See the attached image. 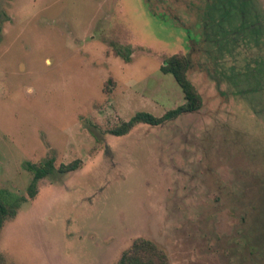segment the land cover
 <instances>
[{
	"label": "rangeland",
	"instance_id": "374dc122",
	"mask_svg": "<svg viewBox=\"0 0 264 264\" xmlns=\"http://www.w3.org/2000/svg\"><path fill=\"white\" fill-rule=\"evenodd\" d=\"M177 52L202 108L111 134L184 102ZM51 156L82 166L30 198ZM0 192L27 197L0 264H116L138 237L172 264H264V0H0Z\"/></svg>",
	"mask_w": 264,
	"mask_h": 264
},
{
	"label": "trees",
	"instance_id": "16d2710c",
	"mask_svg": "<svg viewBox=\"0 0 264 264\" xmlns=\"http://www.w3.org/2000/svg\"><path fill=\"white\" fill-rule=\"evenodd\" d=\"M211 8L214 10L216 6L213 5ZM222 8L221 14L227 15L228 10L226 5H222ZM208 12L209 9H204V17L208 16ZM213 13L211 14V19L214 22L215 18ZM205 20H208V18ZM186 28L191 30L188 27ZM190 68L191 58L189 54L182 52L171 54L165 59L161 66V70L164 73L172 74L180 85L184 94V102L181 105L166 111L161 116L148 111H138L129 120L123 121L121 124L112 127L109 132L116 136H123L128 134L138 124L145 123L158 126L184 114L199 111L203 106V97L189 77ZM109 82L110 81H108V83ZM81 166L82 159L79 158L69 163H61L59 166L56 165V158L54 156L39 163L28 161L26 163V168L33 174V179L27 189L28 196L30 198H35L38 194L39 182L50 176L53 172L59 171L61 173H69L78 170ZM26 200L27 197L23 196L15 202L8 203L0 192V233L6 220L15 217L18 213L21 201ZM116 264H172V260L167 251L157 242L146 237H138L133 241L132 245L123 252Z\"/></svg>",
	"mask_w": 264,
	"mask_h": 264
}]
</instances>
